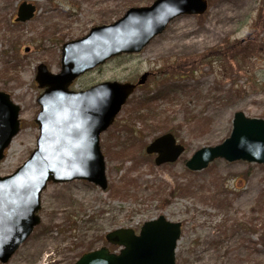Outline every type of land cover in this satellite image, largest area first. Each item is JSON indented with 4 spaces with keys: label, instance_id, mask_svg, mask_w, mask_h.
<instances>
[{
    "label": "rangeland",
    "instance_id": "1",
    "mask_svg": "<svg viewBox=\"0 0 264 264\" xmlns=\"http://www.w3.org/2000/svg\"><path fill=\"white\" fill-rule=\"evenodd\" d=\"M155 1L0 0V91L21 108V131L0 162L1 177L37 148L43 93L37 68L45 64L58 74L64 44ZM207 1L205 14L176 18L140 53L75 81L71 89L80 91L103 82L137 83L150 74L101 136L108 189L86 181L50 183L40 225L6 264H75L102 247L118 253L106 241L109 232L140 231L162 215L182 223L176 264H264V164L219 159L199 172L186 167L196 151L231 136L236 113L264 120V0ZM23 2L37 12L16 23ZM160 91L174 92L162 98ZM147 94L157 101L147 104ZM166 133L186 152L157 166L145 149Z\"/></svg>",
    "mask_w": 264,
    "mask_h": 264
},
{
    "label": "water",
    "instance_id": "2",
    "mask_svg": "<svg viewBox=\"0 0 264 264\" xmlns=\"http://www.w3.org/2000/svg\"><path fill=\"white\" fill-rule=\"evenodd\" d=\"M207 0H156L134 7L111 25L94 27L81 39L62 47L61 71L45 64L37 68L36 82L43 93L36 118L40 136L30 158L13 174L0 176V262L6 264L40 225L42 194L50 183L86 181L106 191L109 186L101 136L115 123L130 96L146 84L149 73L137 83L103 82L86 90L71 89L77 79L123 55L140 53L180 16H201ZM34 4L23 2L16 23L32 20ZM21 108L0 91V162L21 131ZM155 164L176 163L186 152L172 133L154 139L145 149ZM264 164V120L238 112L231 136L215 147H205L186 162L191 172L206 170L216 160ZM182 224L165 216L146 222L137 234L120 228L106 235L108 247L85 253L75 264H176Z\"/></svg>",
    "mask_w": 264,
    "mask_h": 264
},
{
    "label": "trees",
    "instance_id": "3",
    "mask_svg": "<svg viewBox=\"0 0 264 264\" xmlns=\"http://www.w3.org/2000/svg\"><path fill=\"white\" fill-rule=\"evenodd\" d=\"M15 24V23H14ZM168 82H163L162 85L164 84H167ZM171 89V88H170ZM169 90V89H168ZM174 91H171V92H168L166 91V93L164 94L163 91H160V93L158 94V97H162V98H169L171 96V94L173 93ZM144 101V100H143ZM157 101V98L156 97H150V94H147V98H146V103L147 104H152L154 102ZM142 102V101H141ZM144 104V102H143ZM141 105V103L139 104V106ZM139 109H142L141 107H139ZM194 119L195 122H198L200 121V117L199 116H193L192 117ZM171 132H173L172 130H170Z\"/></svg>",
    "mask_w": 264,
    "mask_h": 264
},
{
    "label": "flooded vegetation",
    "instance_id": "4",
    "mask_svg": "<svg viewBox=\"0 0 264 264\" xmlns=\"http://www.w3.org/2000/svg\"><path fill=\"white\" fill-rule=\"evenodd\" d=\"M150 75V74H149ZM151 221V220H150ZM170 221V220H169ZM146 223V222H145ZM144 223V224H145ZM177 223H180V222H177ZM182 224V223H181ZM136 231V230H135ZM140 231H136V233L138 234ZM33 234V233H32ZM182 235V234H181ZM30 238V237H29ZM118 248V247H117ZM119 249V248H118ZM177 250V249H176Z\"/></svg>",
    "mask_w": 264,
    "mask_h": 264
},
{
    "label": "bare ground",
    "instance_id": "5",
    "mask_svg": "<svg viewBox=\"0 0 264 264\" xmlns=\"http://www.w3.org/2000/svg\"><path fill=\"white\" fill-rule=\"evenodd\" d=\"M213 36V35H212Z\"/></svg>",
    "mask_w": 264,
    "mask_h": 264
}]
</instances>
